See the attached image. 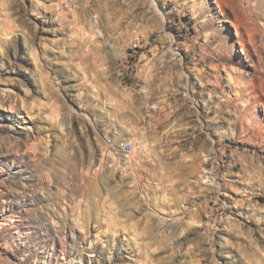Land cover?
Wrapping results in <instances>:
<instances>
[{"label": "rangeland", "instance_id": "obj_1", "mask_svg": "<svg viewBox=\"0 0 264 264\" xmlns=\"http://www.w3.org/2000/svg\"><path fill=\"white\" fill-rule=\"evenodd\" d=\"M0 264H264V0H0Z\"/></svg>", "mask_w": 264, "mask_h": 264}, {"label": "built area", "instance_id": "obj_2", "mask_svg": "<svg viewBox=\"0 0 264 264\" xmlns=\"http://www.w3.org/2000/svg\"><path fill=\"white\" fill-rule=\"evenodd\" d=\"M119 149V162L121 165L125 166L132 160V153L134 150V145L131 142L121 141L118 145Z\"/></svg>", "mask_w": 264, "mask_h": 264}]
</instances>
